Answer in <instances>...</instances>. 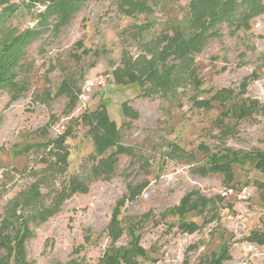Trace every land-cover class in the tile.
I'll list each match as a JSON object with an SVG mask.
<instances>
[{
    "label": "rangeland",
    "instance_id": "obj_1",
    "mask_svg": "<svg viewBox=\"0 0 264 264\" xmlns=\"http://www.w3.org/2000/svg\"><path fill=\"white\" fill-rule=\"evenodd\" d=\"M0 1V10L15 4L0 21L3 39L36 26L47 0ZM189 2L149 0L153 13L127 16L113 0H86L69 24L56 33L44 28L26 47L16 68L25 90L13 98L11 87H0V224L7 201L43 175L39 169L46 162L55 160L47 154L48 144L68 126L73 130L66 140L69 163L55 183L76 174L89 180L98 131L82 124L80 117L86 110L104 104L120 128V141L133 148L132 155L119 156L111 179L89 182V192L66 199L48 221L30 222L36 232L25 243L30 260L37 264L98 261L110 244L107 225L117 201L129 187L144 183L137 199L121 208L125 232L117 241L128 245L135 227L148 250V257L140 258L142 264H184L187 255L188 264H199L226 246L232 257L223 264H264V245L244 238L255 230L264 232V200L255 184L264 180V174L256 167L253 152L264 150V14L254 18L247 30L223 23L218 34L205 41L202 52L184 61L170 59L175 82L167 92L140 95L138 82L116 83L113 78L123 50L137 56L141 44L155 40L174 20L188 14ZM147 22L139 32L138 26ZM250 74L254 78L241 92V83ZM64 80L80 96L73 108L70 97L58 92ZM223 87L235 93L215 98ZM206 99L209 106L197 104ZM253 99L259 107L251 117L239 118L240 107ZM126 101L139 111L138 117L126 115ZM213 160L231 162L232 181L224 171L203 174L198 170ZM49 188H42L48 203L54 194ZM193 191L225 199L205 217L196 211L184 218L172 213ZM149 211L151 215L141 220ZM182 219L206 221L190 233L179 226Z\"/></svg>",
    "mask_w": 264,
    "mask_h": 264
},
{
    "label": "trees",
    "instance_id": "obj_2",
    "mask_svg": "<svg viewBox=\"0 0 264 264\" xmlns=\"http://www.w3.org/2000/svg\"><path fill=\"white\" fill-rule=\"evenodd\" d=\"M119 10L125 15H133L137 12H154V6L149 0H113ZM156 4L159 0H151ZM2 1H0L1 4ZM86 0H47L44 10L39 13V21L36 26L26 29L12 37L0 38V87L9 86L13 89V98L22 93L26 85L18 78L17 67L25 57L26 47L37 38L42 30L51 27L56 33L62 27L69 24L73 15L83 9ZM14 3L2 7L0 21L8 16L14 9ZM264 14V0H190L188 14L182 19L174 20L167 30L159 33L153 41H146L140 46V53L135 56L127 49L123 50L121 63L113 70V78L116 83H131L136 81L140 84L144 94L153 95L169 91L174 84L175 66L169 65L170 59L180 61L187 60L190 56L203 50L205 41L218 33L217 28L227 23L232 29H250L252 20ZM150 22L139 27V32ZM2 31L0 30V33ZM88 51L84 49L83 52ZM254 78L251 74L244 78L241 83V92H245L247 85ZM70 97V107L73 108L79 99V93L67 81H63L59 91ZM235 93L234 89L223 87L216 93L215 98L221 95L230 96ZM201 106H209V101L197 100ZM259 102L256 99L240 107L237 112L239 118L251 117ZM126 115L133 119L139 116V111L133 108L129 102L123 103ZM83 125L98 131L96 151L91 153L94 160L90 167L89 180L75 175L68 180L62 179L58 185L56 180L66 172L70 150L66 143L67 138L73 136L72 127L68 126L57 138L50 140L47 154L55 157L46 162L45 167L39 169L45 172L17 195L7 201L3 218L0 224V264H37L36 260H30L27 256L26 241L34 238L36 232L30 228V222L41 224L62 209V204L77 192L87 193L90 190L89 182L93 180L111 179L116 172V167L121 154L132 155L133 148L123 144L120 139V128L111 119L105 105L94 110H86L81 115ZM114 148L105 154L108 149ZM256 167L264 174V150L256 149ZM50 158V157H49ZM198 170L203 174L210 171L225 172L228 180H233L231 162L213 160L208 165H202ZM51 173V174H50ZM51 177H49V176ZM51 181V183H49ZM255 184L261 190L264 200V180H256ZM146 184L129 187L120 200L117 201L112 213V218L107 225L110 238L108 248L93 264H142L140 258L148 257V250L140 242L141 235L136 233L135 227H131V240L128 245H118L117 241L125 232L121 216V208L127 203L137 199ZM49 186L54 194L51 202H46V193L42 188ZM225 197L217 194L212 197L193 191L184 195L180 203L172 209V213L184 218L189 212H197L205 217L210 209L217 204H222ZM227 206L232 207L231 203ZM218 211H215L217 213ZM214 213V214H215ZM151 215V212L143 214L142 219ZM140 220V221H141ZM202 224L196 220L182 219L179 226L187 232L194 233ZM246 240L264 245V232L253 231ZM191 248L195 246H190ZM188 253H186L187 255ZM232 257L229 246L220 252L212 251L210 256L204 257L199 264H223L226 259ZM187 255L184 264H188Z\"/></svg>",
    "mask_w": 264,
    "mask_h": 264
},
{
    "label": "built area",
    "instance_id": "obj_3",
    "mask_svg": "<svg viewBox=\"0 0 264 264\" xmlns=\"http://www.w3.org/2000/svg\"><path fill=\"white\" fill-rule=\"evenodd\" d=\"M230 192H233V189L232 188L230 189Z\"/></svg>",
    "mask_w": 264,
    "mask_h": 264
}]
</instances>
